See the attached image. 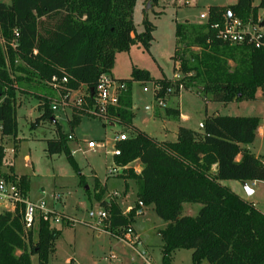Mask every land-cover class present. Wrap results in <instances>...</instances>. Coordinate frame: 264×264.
Listing matches in <instances>:
<instances>
[{"label": "trees", "instance_id": "trees-1", "mask_svg": "<svg viewBox=\"0 0 264 264\" xmlns=\"http://www.w3.org/2000/svg\"><path fill=\"white\" fill-rule=\"evenodd\" d=\"M135 3L0 0L1 140L12 135L17 138V96L31 88L42 112L32 127L46 120L54 122L57 134L48 141L57 145L56 151L65 149L70 159L73 153L67 142L82 116L99 118L104 125L119 122L126 131L121 133L127 136L116 142L120 154L114 155V161L117 166H129L122 175L127 187L129 180H134L138 191L134 206L124 213L116 201L104 199L100 188L96 198L108 214L106 229L124 235L137 211L152 204L167 222L161 231L163 264H171L173 252L180 248L192 250L193 264H264V213L222 183L226 179L264 181V161L249 147L260 118L211 114L203 121L202 133L181 126L175 141L158 140L133 124L132 99L133 81H152L161 87L154 94L157 101L179 96L182 89L224 103L254 100L257 89L264 88V48L248 40L224 41L215 25H224L229 12L232 18L245 22L262 18L264 24V0L212 5L204 21L176 22L173 59L180 77L174 81L154 78L148 70L133 67L130 78H115L124 85L117 104L97 106L92 112L100 77L111 73L117 54L136 42L150 49L155 26L145 17V29L136 31ZM64 77L67 82H62ZM81 89L88 92L90 108L74 105L69 122L72 131L66 133L52 103L57 94L68 100L70 93ZM167 112L180 114L172 107ZM5 157L6 148L0 142V179L17 183L28 195L29 177L18 175L13 165L4 170ZM135 161L142 165L140 172L132 165ZM74 167L80 171L75 162ZM185 202L201 203L202 207L194 216L184 215ZM61 234V228L42 218L35 229L25 228L20 208L0 211V264H33L32 256H37L38 264H50Z\"/></svg>", "mask_w": 264, "mask_h": 264}, {"label": "rangeland", "instance_id": "rangeland-1", "mask_svg": "<svg viewBox=\"0 0 264 264\" xmlns=\"http://www.w3.org/2000/svg\"><path fill=\"white\" fill-rule=\"evenodd\" d=\"M258 1L255 0V4ZM151 2L136 0L133 10V21L138 33L145 29V17L155 26L150 49L147 50L141 42H136L128 51L119 52L110 73L113 78H130L133 67H139L148 70L154 78L167 77L174 81L177 75L173 59L176 22H200V14L207 12L210 6L226 7L235 4L237 0H159L158 4L152 2L150 5ZM22 86L29 88L26 84ZM145 88L148 90L145 91ZM261 89L264 88L259 87L257 91ZM34 91L31 88L28 93H18L17 138L12 135L1 140L0 132V142L4 144L6 158L15 165L16 172L29 177V199L34 203L45 201L48 209L75 220L68 225L62 217L60 223L54 218L51 221L52 225L62 229V234L56 241L50 264H148L146 258L151 264H163L164 240L161 231L167 222L156 214L154 205L145 206L143 213L136 214L131 222L140 238L135 246L111 233L106 226L104 228L103 225L108 224V217L98 227V212L105 210L96 198L100 188L104 191V199L116 201L124 213L130 211L137 199V183L129 180L127 187L123 173L110 172L115 164V137L126 132L123 125L119 122L104 125L99 118L82 116L74 128L77 139L67 142L68 149L77 150L73 159H70L65 149L56 151L57 145L48 141L57 134L54 122L46 120L39 126L32 127V123L42 113L38 109L39 99ZM154 94L152 81L132 82L133 124L158 140L175 141L181 126L202 133L203 121L211 114L257 116L260 124H264V97L259 101L244 99L224 103L207 100L195 90L182 89L179 96L170 97L161 104ZM87 97L86 89H81L73 94L71 103L58 106L57 119L66 133L72 131L69 122L75 109V101H81V105H76L77 107L89 109ZM56 99H60L59 94ZM170 107L179 109L180 114L167 112ZM91 140L97 143L96 151L85 146L84 141ZM251 145L253 151L264 155V137L260 134L259 127ZM74 162L79 167V172L74 167ZM254 182L222 180L224 185L246 200L253 201L264 213V181ZM245 183L255 190L253 194L246 189ZM115 193L119 195L113 196ZM57 195L60 198H54ZM201 207V203L185 202L183 214L194 216ZM32 263L38 264L37 256H32ZM171 264H193L192 250H175ZM203 264L211 263L204 261Z\"/></svg>", "mask_w": 264, "mask_h": 264}, {"label": "built area", "instance_id": "built-area-1", "mask_svg": "<svg viewBox=\"0 0 264 264\" xmlns=\"http://www.w3.org/2000/svg\"><path fill=\"white\" fill-rule=\"evenodd\" d=\"M208 18V11L200 14V21H204ZM218 28V35L224 41H228L231 43H241L245 40H248L255 44L256 47L264 48V24L262 18H259L256 22L253 20H249L247 22L242 21L239 18H227L224 25L220 26L219 24L215 25ZM179 74L176 75V79L179 78ZM56 80V77L53 79ZM62 82H67V77L62 79ZM124 87L123 83H120L118 80L113 78L110 74H103L100 77L99 83L96 89V97H95V105L90 109V111L95 112L96 107L103 108L106 105H115L118 102L119 94L121 89ZM57 88V87H56ZM182 89L183 86L180 85ZM160 85H154V90L160 91ZM148 89L145 88V91ZM79 91L72 92L69 94V98L67 100V96L59 94L60 99L55 100L52 103V108L57 113L59 105H67L71 103V97L73 94L78 93ZM171 92V90H169ZM58 104H54V103ZM81 101H75L76 105H81ZM161 104H164L163 100H160ZM126 134L121 133L115 137L116 142L126 139ZM70 139H73V134L69 136ZM88 149L91 151H96L97 143L94 140L87 142ZM84 151V149L80 148ZM76 151L72 150V153ZM114 155H119L120 150L116 148L113 152ZM126 170L125 166H117L114 164L110 168V172L124 173ZM118 193L113 194V196H118ZM54 198H60L59 195ZM4 206V211H9L11 208L15 211L17 208H20L22 213V219L25 228L27 229H35L38 224V221L42 218L44 220H49L50 222L55 219L57 223H60L61 217L62 220L68 223H74L75 220L72 217L66 216L64 214L59 213L56 210H50L46 206L45 201H41L40 203L32 202L28 195L23 192L21 187L17 183L8 182L5 179H0V208ZM143 209L137 211V214H142ZM99 221L98 227L102 224L104 219H107L108 214L106 210H102L98 212ZM105 228V225H103ZM101 229V228H100ZM122 240L129 242L131 245H137L140 241L139 236L136 234L134 228L129 226L126 228L124 235H118ZM146 262L150 263V260L146 258Z\"/></svg>", "mask_w": 264, "mask_h": 264}, {"label": "crops", "instance_id": "crops-1", "mask_svg": "<svg viewBox=\"0 0 264 264\" xmlns=\"http://www.w3.org/2000/svg\"><path fill=\"white\" fill-rule=\"evenodd\" d=\"M35 93V92H34ZM36 94V93H35ZM37 95V94H36ZM262 97H264V89H261V91H257L256 92V98L254 99V100H261L262 99ZM264 99V98H263ZM68 114V113H67ZM67 116V115H66ZM58 117H59V115H58ZM57 117V118H58ZM69 122V121H68ZM61 124V123H60ZM109 124L110 125H114L115 124V122H109ZM62 125V124H61ZM259 130H260V134L264 137V124H260V126H259ZM73 139H77V135H76V133H75V131L73 130ZM73 139H70V140H73ZM164 140V139H163ZM84 143H85V146L87 145V142L86 141H84ZM252 145H250L249 147L251 148V150H252V147H251ZM80 148V147H79ZM82 148V147H81ZM71 150H74V149H71ZM74 151H77V150H74ZM253 151V150H252ZM257 156H259V157H261L262 159H263V161H264V155H262V154H260V153H257V152H255V151H253ZM76 153V152H75ZM75 153H73V155L75 154ZM238 159H240V156L238 157ZM9 165H12V161H8L7 160V158L5 157V160H4V170H7L8 169V166ZM133 166H134V168H135V170L137 171V172H140L141 170H142V165L140 164V162L139 161H135L133 164H132ZM14 166V168H15V165H13ZM131 166V165H130ZM129 166H126V169L128 168ZM15 172H16V170H15ZM18 175H23V174H20V173H18V172H16ZM124 173H125V171H124ZM123 173V174H124ZM245 182H249V181H245ZM256 182H259V181H255L254 183H256ZM245 187H246V189L247 190H249L250 191V193L251 194H253L254 192H255V190L253 189V188H251V187H249V185L248 184H246L245 183ZM28 195H29V193H28ZM4 206L2 207V211H4ZM9 211H13L12 210V208L9 210ZM134 228V227H133ZM134 230H135V232H136V234H137V231H136V229L134 228ZM138 235V234H137ZM140 239V238H139Z\"/></svg>", "mask_w": 264, "mask_h": 264}, {"label": "water", "instance_id": "water-1", "mask_svg": "<svg viewBox=\"0 0 264 264\" xmlns=\"http://www.w3.org/2000/svg\"><path fill=\"white\" fill-rule=\"evenodd\" d=\"M152 4V2L150 3V5ZM150 5H149V7H150ZM232 17V13L231 12H229V18H231ZM92 95H93V90H92ZM249 191V190H248ZM249 193H250V191H249Z\"/></svg>", "mask_w": 264, "mask_h": 264}]
</instances>
